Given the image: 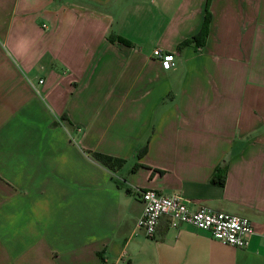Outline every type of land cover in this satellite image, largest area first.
Segmentation results:
<instances>
[{
    "label": "crops",
    "instance_id": "crops-1",
    "mask_svg": "<svg viewBox=\"0 0 264 264\" xmlns=\"http://www.w3.org/2000/svg\"><path fill=\"white\" fill-rule=\"evenodd\" d=\"M205 1L0 0V264H264V0H209L176 49ZM139 190L253 233L147 238Z\"/></svg>",
    "mask_w": 264,
    "mask_h": 264
},
{
    "label": "built area",
    "instance_id": "built-area-1",
    "mask_svg": "<svg viewBox=\"0 0 264 264\" xmlns=\"http://www.w3.org/2000/svg\"><path fill=\"white\" fill-rule=\"evenodd\" d=\"M152 56L159 60L162 69L173 65L172 56L152 51ZM141 212L135 220V227L150 238L159 218L165 217L169 228H177L181 224L205 231L218 242L235 248H244L247 239L252 235V228L247 218L230 215L213 210L207 206H197L191 210L187 201L177 195L162 196L152 190H139Z\"/></svg>",
    "mask_w": 264,
    "mask_h": 264
},
{
    "label": "trees",
    "instance_id": "trees-1",
    "mask_svg": "<svg viewBox=\"0 0 264 264\" xmlns=\"http://www.w3.org/2000/svg\"><path fill=\"white\" fill-rule=\"evenodd\" d=\"M208 5H209V0L205 1V6H204V14H203V19H202V23L200 26L199 31L191 36L190 38L180 42L177 46L176 49H179L181 46L187 45V44H192L195 47H201L204 39L206 37L207 34V30H208V24H209V19H210V14H209V10H208ZM110 41H117L118 43L124 44V45H128L129 43L119 39V38H108ZM92 158L95 159L100 165H102L103 167H105L108 170H115L117 168H119L121 166V164L123 163L122 160H118L115 158H112L110 156L107 155H103L100 153H96L93 152L91 154ZM223 182V176L222 173L218 170V172L216 174L213 175L212 179H211V183L213 184H217V185H221Z\"/></svg>",
    "mask_w": 264,
    "mask_h": 264
}]
</instances>
